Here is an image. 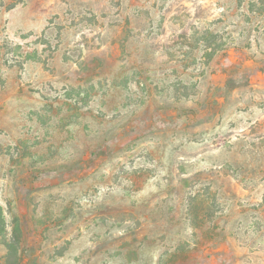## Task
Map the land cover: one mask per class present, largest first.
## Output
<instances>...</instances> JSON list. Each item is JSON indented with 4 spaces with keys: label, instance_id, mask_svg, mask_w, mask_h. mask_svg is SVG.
<instances>
[{
    "label": "rangeland",
    "instance_id": "1",
    "mask_svg": "<svg viewBox=\"0 0 264 264\" xmlns=\"http://www.w3.org/2000/svg\"><path fill=\"white\" fill-rule=\"evenodd\" d=\"M0 4V264H264V0Z\"/></svg>",
    "mask_w": 264,
    "mask_h": 264
},
{
    "label": "trees",
    "instance_id": "2",
    "mask_svg": "<svg viewBox=\"0 0 264 264\" xmlns=\"http://www.w3.org/2000/svg\"><path fill=\"white\" fill-rule=\"evenodd\" d=\"M194 37H195L194 35L188 36L187 34L179 35L178 38L181 41L180 42L175 41V45L181 47L183 46L188 47V45L189 46L191 45L189 41L192 40V38L194 39ZM206 45L207 46H205V48L207 49L211 47L209 46L210 44L208 43ZM210 51H212V49ZM215 52L216 49H213V52L206 54L208 61L212 59ZM233 81H234L233 78L227 79L223 87L217 88V90L227 92L232 87ZM3 232H4V219L0 209V235ZM20 244H21V230L18 227H15L13 228L11 239L8 241H4V245L7 250V254L5 255V264H24L23 259L19 254ZM33 264H35V262H33Z\"/></svg>",
    "mask_w": 264,
    "mask_h": 264
}]
</instances>
